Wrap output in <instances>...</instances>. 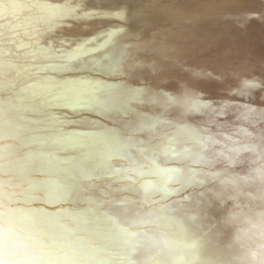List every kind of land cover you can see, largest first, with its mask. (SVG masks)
Segmentation results:
<instances>
[{
	"label": "bare ground",
	"instance_id": "bare-ground-1",
	"mask_svg": "<svg viewBox=\"0 0 264 264\" xmlns=\"http://www.w3.org/2000/svg\"><path fill=\"white\" fill-rule=\"evenodd\" d=\"M0 200L64 264H264V0H0Z\"/></svg>",
	"mask_w": 264,
	"mask_h": 264
},
{
	"label": "clouds",
	"instance_id": "clouds-1",
	"mask_svg": "<svg viewBox=\"0 0 264 264\" xmlns=\"http://www.w3.org/2000/svg\"><path fill=\"white\" fill-rule=\"evenodd\" d=\"M146 264H195L196 250L182 231L142 233ZM0 264H64V254L39 243L23 217L0 200Z\"/></svg>",
	"mask_w": 264,
	"mask_h": 264
},
{
	"label": "snow or ice",
	"instance_id": "snow-or-ice-1",
	"mask_svg": "<svg viewBox=\"0 0 264 264\" xmlns=\"http://www.w3.org/2000/svg\"><path fill=\"white\" fill-rule=\"evenodd\" d=\"M101 11H103V10L92 9V10H89V13H86V15H89L90 13H99ZM91 18H105V17L91 16Z\"/></svg>",
	"mask_w": 264,
	"mask_h": 264
}]
</instances>
